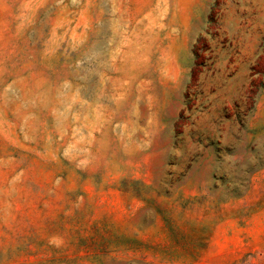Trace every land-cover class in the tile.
<instances>
[{
	"label": "rangeland",
	"instance_id": "obj_1",
	"mask_svg": "<svg viewBox=\"0 0 264 264\" xmlns=\"http://www.w3.org/2000/svg\"><path fill=\"white\" fill-rule=\"evenodd\" d=\"M0 264H264V0H0Z\"/></svg>",
	"mask_w": 264,
	"mask_h": 264
}]
</instances>
